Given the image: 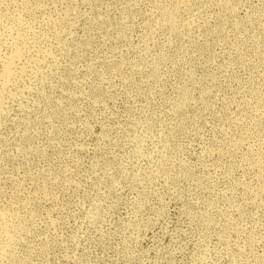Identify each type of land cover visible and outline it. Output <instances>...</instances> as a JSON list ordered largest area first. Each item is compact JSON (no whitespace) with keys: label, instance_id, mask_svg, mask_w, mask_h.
Here are the masks:
<instances>
[{"label":"rangeland","instance_id":"obj_1","mask_svg":"<svg viewBox=\"0 0 264 264\" xmlns=\"http://www.w3.org/2000/svg\"><path fill=\"white\" fill-rule=\"evenodd\" d=\"M16 50L0 264H264V0H0Z\"/></svg>","mask_w":264,"mask_h":264},{"label":"bare ground","instance_id":"obj_2","mask_svg":"<svg viewBox=\"0 0 264 264\" xmlns=\"http://www.w3.org/2000/svg\"><path fill=\"white\" fill-rule=\"evenodd\" d=\"M21 53L22 52L16 50L14 53H12L13 55L11 54L12 55L11 62L9 61L10 63L4 66L3 71L0 74V86L1 87L2 86L5 87L6 85L10 84L9 82L11 81L12 77H14L13 76V68L12 67H13V65H15L16 61H18L21 58ZM13 62H14V64H13ZM3 89H5V88H3Z\"/></svg>","mask_w":264,"mask_h":264}]
</instances>
